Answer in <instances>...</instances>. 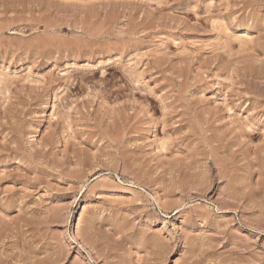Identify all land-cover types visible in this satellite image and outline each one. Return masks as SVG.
<instances>
[{
	"label": "rangeland",
	"instance_id": "1",
	"mask_svg": "<svg viewBox=\"0 0 264 264\" xmlns=\"http://www.w3.org/2000/svg\"><path fill=\"white\" fill-rule=\"evenodd\" d=\"M0 264H264V0H0Z\"/></svg>",
	"mask_w": 264,
	"mask_h": 264
},
{
	"label": "bare ground",
	"instance_id": "2",
	"mask_svg": "<svg viewBox=\"0 0 264 264\" xmlns=\"http://www.w3.org/2000/svg\"><path fill=\"white\" fill-rule=\"evenodd\" d=\"M44 108H46V101L43 102L41 109H44ZM150 126H151V127H150V129H149L148 132H153L154 125L151 124ZM153 133H154V132H153Z\"/></svg>",
	"mask_w": 264,
	"mask_h": 264
}]
</instances>
